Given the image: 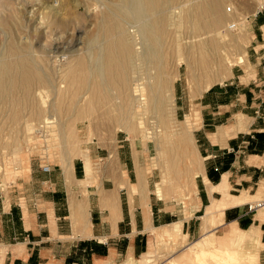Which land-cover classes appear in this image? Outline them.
I'll return each instance as SVG.
<instances>
[{
  "label": "rangeland",
  "instance_id": "1",
  "mask_svg": "<svg viewBox=\"0 0 264 264\" xmlns=\"http://www.w3.org/2000/svg\"><path fill=\"white\" fill-rule=\"evenodd\" d=\"M115 1L118 0H0V46L3 48L0 47V54L12 61L11 48L17 53H26L41 65L44 72L39 74L50 80V84L41 88L48 93L45 101L40 100L38 88L34 86L26 89L16 86L0 97V198L13 202L20 194L40 189L31 182L49 177L59 179V175L52 174L61 170L66 173L75 163L81 170L78 176L85 177L83 184H88L81 192L87 203L88 199L93 202L102 185L114 187L115 180L111 179L114 173L128 174L135 181L138 170V181L143 175V183L152 199L165 202L176 214L174 219L184 216L192 220L187 228L182 227L180 221L152 228L140 254L130 259L119 257L115 264H222L208 255L205 259L194 257L190 245L198 242H205L211 250L212 242L213 247L234 250V257L225 264H264V242H260L264 241V236L260 239L258 231L236 229L234 235L243 232L242 240L233 245L232 239L228 242L225 237L224 225L213 229L204 226L205 220L221 217V213L212 211L207 218L204 217L206 208L203 217V211L194 213L196 165L201 158L196 156L193 132L199 111L193 102L211 84L228 80L233 72H240L238 66L244 65L247 45L253 35L248 30V21L257 10L258 0H222L226 19L219 25L200 27L182 21L179 27L166 29L162 37L161 68L145 73L144 64L136 57L130 63L129 82L140 79L144 83L147 101L143 107L125 104L122 109L117 105L128 92L118 91L112 85L96 89L95 86L89 88L88 84L89 90L82 88L83 72H62L55 77L49 72L52 68L65 67L72 58L70 51L86 46L106 7ZM201 1L178 2L183 16L190 5ZM50 4L69 20L65 28L56 26L47 8ZM231 22H236V27L226 28ZM221 35H225L226 44L221 41ZM60 36L63 38L57 39ZM62 78L64 84L60 82ZM160 80L166 103L163 111L158 112L155 92L149 87ZM50 114L56 116V122L48 128L44 119ZM59 133L72 137L61 140L57 137ZM118 150L125 167L117 161ZM44 165L50 167L49 173L41 171ZM121 197L124 198V193ZM214 202L222 201L214 200L210 205ZM260 216L263 221L264 216L261 213ZM160 231L162 234L158 235ZM149 246L150 256L144 260L143 253Z\"/></svg>",
  "mask_w": 264,
  "mask_h": 264
},
{
  "label": "crops",
  "instance_id": "2",
  "mask_svg": "<svg viewBox=\"0 0 264 264\" xmlns=\"http://www.w3.org/2000/svg\"><path fill=\"white\" fill-rule=\"evenodd\" d=\"M248 30L253 35L240 72L211 84L193 102L199 111L193 134L201 158L194 213L203 211V217L214 200L234 201L204 225H224L228 242L236 229L264 236V220L257 217L258 211L264 216V208H249L264 205V11L250 16ZM117 161L126 166L119 150ZM44 166L41 171L49 173ZM80 171L74 163L66 173L52 174L59 179L31 182L40 189L30 194L13 202L0 198V264H115L119 257L140 254L152 228L177 221L187 228L192 220L174 219L165 202L152 199L143 175L138 181V170L135 181L114 173V187L102 185L95 201L87 203L81 191L88 184Z\"/></svg>",
  "mask_w": 264,
  "mask_h": 264
},
{
  "label": "bare ground",
  "instance_id": "3",
  "mask_svg": "<svg viewBox=\"0 0 264 264\" xmlns=\"http://www.w3.org/2000/svg\"><path fill=\"white\" fill-rule=\"evenodd\" d=\"M180 1L181 0H118L111 2L110 6L106 7V12L103 14L101 13L102 18L95 26L96 32H93L87 42H85L86 46L81 49L70 51L69 56L72 58L69 61L67 60V65L65 67L52 68L49 72H52L53 77L58 74L61 75L62 72H83L84 78L82 84L80 83L82 88L89 90L91 86H95L96 89H100L109 88V86L112 85L118 91L128 92L125 99L121 98L120 102L118 101L117 107L119 109L124 108L125 104H133L141 107L147 101L144 93L145 87L140 79H133L132 83L129 82L128 71L131 68V60L136 57L141 61L147 71L145 73L150 72L151 69L154 68L159 69L161 68L164 56L162 37L166 29L170 27H179L182 21L200 27L204 25L206 27H211L212 25H219L225 22L226 18L222 11V0H202L201 2H197L196 4L190 5L189 9L185 10L184 16L182 5H178ZM53 7L54 6L51 4L47 7L50 16L55 18V23L58 28H65L67 24H69V20L63 17L59 11L54 10ZM235 27L236 22L226 24V28L228 29H233ZM218 33H221V31ZM6 38L5 36L4 39ZM60 38H63V36L57 39ZM220 39L226 44L225 35H221ZM224 44L223 47L221 46V52L224 51ZM56 48L58 49L59 46H56ZM64 48L66 49L68 47L66 46ZM10 52L11 55L13 53V57L11 58L14 59L12 61H9V57L0 54V97L4 94H9L16 86L19 87L21 85L25 89L34 86L38 88L36 92L40 100L45 101L48 93L41 88H45V84H50V80L48 77L39 74V72H44L42 71L41 65L38 62L36 63L33 58H29L26 53L25 55L17 53L14 48H11ZM54 58L55 57L52 56V59ZM15 72H22V74L17 75ZM60 82L64 84V79L62 78ZM63 84H60V87H63ZM149 89L155 92V109L158 112L163 111L165 107L164 104L166 103V100L163 98V81L160 80L154 87L150 85ZM118 99L119 96H117V100ZM44 122L46 126L50 128L49 125L56 122V116L54 114L47 115ZM118 127H121V125ZM57 137L61 138V140H66L70 139L72 136L59 133ZM233 203L234 201L214 202L212 205L206 207L204 217L207 218L212 211L222 213L225 207ZM263 206L261 203L260 206L256 207H260V210L264 208ZM257 213V217L260 219L262 217L260 216L261 212L258 211ZM157 234L161 235L162 232H157ZM242 234L243 232H238L233 236V245L241 242ZM209 241L212 242L214 240ZM211 244L212 250L210 247L206 246L205 242H198L194 245H190V251L193 252L194 257L198 259H205L208 255V257L211 256L214 260L218 261V263L222 264H225L227 261L230 262L234 257L232 253L234 250L219 249L216 246L213 247V242ZM150 253L149 246L148 251L143 253V259L147 260Z\"/></svg>",
  "mask_w": 264,
  "mask_h": 264
},
{
  "label": "built area",
  "instance_id": "4",
  "mask_svg": "<svg viewBox=\"0 0 264 264\" xmlns=\"http://www.w3.org/2000/svg\"><path fill=\"white\" fill-rule=\"evenodd\" d=\"M257 12L258 11H264V0H258V6H257ZM44 170H49V167L48 166H44L43 167ZM262 202H258L254 205H250L249 208L252 209V208H255L256 206H260Z\"/></svg>",
  "mask_w": 264,
  "mask_h": 264
}]
</instances>
